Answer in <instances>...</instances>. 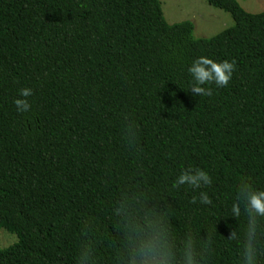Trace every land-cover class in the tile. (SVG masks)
<instances>
[{"label":"trees","instance_id":"1","mask_svg":"<svg viewBox=\"0 0 264 264\" xmlns=\"http://www.w3.org/2000/svg\"><path fill=\"white\" fill-rule=\"evenodd\" d=\"M205 1L234 24L195 37L161 0H0V227L18 237L0 264H186L189 243L195 264H240L230 206L264 188V10ZM200 56L235 62L210 96L188 90ZM194 169L211 183L176 184Z\"/></svg>","mask_w":264,"mask_h":264},{"label":"clouds","instance_id":"2","mask_svg":"<svg viewBox=\"0 0 264 264\" xmlns=\"http://www.w3.org/2000/svg\"><path fill=\"white\" fill-rule=\"evenodd\" d=\"M234 67V61L222 60L217 62L205 56L197 57L187 68V72L192 78L188 90L193 96L197 94L199 96H210L212 94L211 89L203 87V85L214 83L217 87L226 86L232 76ZM31 94V88L25 87L19 90L20 98L13 101L18 113L29 111L30 103L26 98ZM210 183V176L202 169L181 171L176 179L177 185L187 184L193 188L207 186ZM239 190L243 193V200L242 202L232 203L230 213L232 217H240L242 215V203L246 223L240 232H230V238L240 241V264H258L262 254L260 242L261 238L264 237V228L260 227L261 223L264 222V188L241 184ZM196 201L197 198L193 197L192 202L195 203ZM199 202L207 205L211 204L212 200L206 192H201ZM188 249L185 253L186 264H195L193 259L195 253L192 250L191 243H189Z\"/></svg>","mask_w":264,"mask_h":264},{"label":"rangeland","instance_id":"3","mask_svg":"<svg viewBox=\"0 0 264 264\" xmlns=\"http://www.w3.org/2000/svg\"><path fill=\"white\" fill-rule=\"evenodd\" d=\"M169 22L191 20L195 37H211L234 24L230 13L209 5L205 0H161ZM248 12L264 10V0H237ZM16 234L0 227V246L7 247L16 242Z\"/></svg>","mask_w":264,"mask_h":264}]
</instances>
